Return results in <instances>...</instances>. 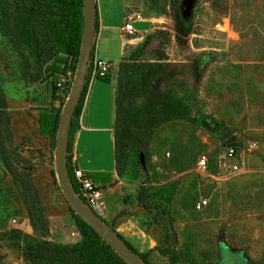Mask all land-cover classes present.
Listing matches in <instances>:
<instances>
[{
  "label": "rangeland",
  "instance_id": "374dc122",
  "mask_svg": "<svg viewBox=\"0 0 264 264\" xmlns=\"http://www.w3.org/2000/svg\"><path fill=\"white\" fill-rule=\"evenodd\" d=\"M116 2L120 5L121 0ZM181 3L140 0L123 13V18L126 12L144 18L135 23L138 32L124 34L139 40L126 48L123 58L133 55L161 63L157 78L148 84V95L134 99L136 113L130 116H142L149 97L167 102L168 111L153 119L146 148L131 152L122 190L139 225L157 243L176 236L188 263L214 264L223 247L222 264H241V254L252 264H264V0H198L187 25ZM89 90L90 83L76 126ZM65 95L54 99L49 76L41 79L29 72L0 28V135L12 136L2 140L3 151L18 173L30 177L47 221V229L32 225L0 156V264H71L55 256L37 261L27 256L36 238L63 244L80 238L72 236L77 227L58 182L54 142L39 132L38 123V108L52 103L58 107L66 102ZM2 98L8 106V132ZM72 139L69 135L68 143ZM230 140L238 146L239 172L224 167ZM201 156L208 158L205 171L198 168ZM97 161L108 165L105 154ZM114 193L107 192L112 210L124 204ZM140 194L147 210L138 202ZM201 198L209 203L197 210Z\"/></svg>",
  "mask_w": 264,
  "mask_h": 264
},
{
  "label": "trees",
  "instance_id": "16d2710c",
  "mask_svg": "<svg viewBox=\"0 0 264 264\" xmlns=\"http://www.w3.org/2000/svg\"><path fill=\"white\" fill-rule=\"evenodd\" d=\"M0 7V28L14 53L21 60L24 67L29 72L35 73L37 78L43 79L49 76L55 94L54 99L63 100L64 97L62 98V96L57 94V82L60 76L66 75L68 72H72L73 77H75L84 32L83 0H0ZM96 9V29L89 69L74 119L79 117L81 113L83 96L92 78V62L95 58L96 38L99 32L97 1ZM191 18L189 20L183 18L184 23L187 25ZM160 67V62L141 60L133 55L129 58H122L119 63L114 100V158L116 172L120 177L125 174L131 152L135 149L144 150L146 144L150 141L151 132L148 129L151 127V131L154 130L155 126H152L153 119L168 111L167 102L158 100L155 97H149L148 102L141 109L142 116L139 114L133 118L130 116V112L136 113L132 109L134 99L148 95V84L157 78ZM112 77L113 67L111 66L110 71L105 76L96 75L94 79L111 82ZM67 89L65 91L66 99L69 95L70 85ZM2 100L6 117L4 127H6L8 132V127H10V119L6 111L8 106L5 99L2 98ZM64 104L65 102L57 107L52 103L49 106L38 108L39 132L52 138L55 149ZM161 109L166 110L161 112ZM74 119L69 134L70 136L73 135V139L72 142L67 144L66 162L74 186L79 193V188L73 177L75 165L72 160V147L77 130ZM139 122H142V126ZM134 124L137 127L135 131L133 130ZM2 130L3 125L0 123L1 133ZM7 138L9 141L12 140L10 134L9 136L7 134ZM7 138L3 139L2 134L0 135V156L5 163L6 169L12 175L22 200H24L23 202L32 225L36 228L47 229V221L44 218L39 195L31 183L30 177L27 174L18 173L13 166L10 154L3 151L2 140L5 141ZM146 138L147 140L144 141ZM89 174L97 182L111 183L113 180L112 172L91 171ZM144 201L143 196L140 194L138 202L147 210ZM124 202L128 203L126 196H124ZM69 207L77 230L81 235L80 239L76 243L63 244L50 242L45 238H36L34 239L33 248L27 252V256L30 259L37 261L42 257L55 256L71 264H127L111 245L76 213L71 205ZM125 213L126 210L119 212L113 224L117 218ZM111 227L114 228L113 225ZM121 237L145 264H152L150 255L154 251H158L162 256L166 257L168 264H190L185 260L183 252L178 246L176 236L173 237L172 241L166 240L162 243H157L156 246L144 252L136 249L122 235ZM220 249L217 262L214 264H222L221 259L225 250L223 247H220ZM243 259L244 261L241 264H252L248 262L246 257L243 256Z\"/></svg>",
  "mask_w": 264,
  "mask_h": 264
},
{
  "label": "crops",
  "instance_id": "0c3cea01",
  "mask_svg": "<svg viewBox=\"0 0 264 264\" xmlns=\"http://www.w3.org/2000/svg\"><path fill=\"white\" fill-rule=\"evenodd\" d=\"M99 10V32L96 38L95 57L111 62L113 70L114 64L119 63L126 55V48L131 47V43L139 39L127 38L121 30L123 13L127 6L138 5L140 0H96ZM120 1V0H119ZM115 5H118L116 8ZM113 48V49H112ZM115 50L116 56L110 50ZM118 54V55H117ZM113 58H116L113 60ZM116 83H107L90 80V90L86 110L77 126L73 141V164L89 173L91 171L112 172L113 180L111 183H104L105 190L99 205L94 209L103 219L113 225L114 229L121 234L140 252L147 251L157 244V240L144 228H142L133 212L131 203L124 202L123 184L125 179L116 172L114 149V119H115V91ZM106 155L108 165L100 166L97 161L102 155ZM105 163L106 160H105ZM114 190V194H120L124 204H120L115 210L109 205L107 192ZM122 210L126 213L113 221L117 214ZM152 264H168L166 257L158 251L150 255Z\"/></svg>",
  "mask_w": 264,
  "mask_h": 264
},
{
  "label": "water",
  "instance_id": "95a60500",
  "mask_svg": "<svg viewBox=\"0 0 264 264\" xmlns=\"http://www.w3.org/2000/svg\"><path fill=\"white\" fill-rule=\"evenodd\" d=\"M197 1L198 0H182L181 11L185 20H189L192 17ZM83 3L84 32L78 67L68 98L62 108L60 125L56 137V174L63 194L76 213L109 243L127 264H145L121 235L80 197L74 186L66 162L70 129L77 106L84 91L96 29V0H83ZM140 162L143 168H146L143 153H140Z\"/></svg>",
  "mask_w": 264,
  "mask_h": 264
},
{
  "label": "built area",
  "instance_id": "2783aa9c",
  "mask_svg": "<svg viewBox=\"0 0 264 264\" xmlns=\"http://www.w3.org/2000/svg\"><path fill=\"white\" fill-rule=\"evenodd\" d=\"M144 18L142 14L139 12H126L123 18V22L121 25V30L127 36H132L136 32H138L135 28V23L137 21H143ZM111 62L107 60H103L100 58H94L92 62L91 75L94 78L96 75L101 77L105 76L111 68ZM73 78L71 73L68 72L66 75H62L59 77L57 86L58 91L57 94L64 95L66 88L72 83ZM238 146L234 142V140H230L226 149V158L229 163H225L224 167H227L231 172H239L241 170V165L239 162L240 156L237 150ZM239 157V159H238ZM208 167V158L206 156H201L198 160V168L199 170H207ZM73 177L77 186L79 188L80 197L92 208L96 209L99 205L100 200L103 196L104 186L103 182L95 181L89 173L85 172L84 169L75 166ZM209 201L206 198H201L197 201L195 207L197 210H203L207 207ZM16 221V220H14ZM72 236L81 237L78 230L72 232ZM80 239V238H79Z\"/></svg>",
  "mask_w": 264,
  "mask_h": 264
},
{
  "label": "flooded vegetation",
  "instance_id": "af4514ba",
  "mask_svg": "<svg viewBox=\"0 0 264 264\" xmlns=\"http://www.w3.org/2000/svg\"><path fill=\"white\" fill-rule=\"evenodd\" d=\"M241 256L243 257L244 256V254H241ZM226 258V256L225 255H223V258L221 259V260H224Z\"/></svg>",
  "mask_w": 264,
  "mask_h": 264
}]
</instances>
